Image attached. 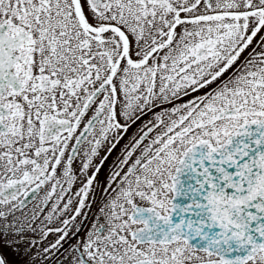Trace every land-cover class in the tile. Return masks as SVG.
Here are the masks:
<instances>
[{
  "label": "snow or ice",
  "instance_id": "6c2138e0",
  "mask_svg": "<svg viewBox=\"0 0 264 264\" xmlns=\"http://www.w3.org/2000/svg\"><path fill=\"white\" fill-rule=\"evenodd\" d=\"M0 264H264V0H0Z\"/></svg>",
  "mask_w": 264,
  "mask_h": 264
},
{
  "label": "flooded vegetation",
  "instance_id": "af4514ba",
  "mask_svg": "<svg viewBox=\"0 0 264 264\" xmlns=\"http://www.w3.org/2000/svg\"><path fill=\"white\" fill-rule=\"evenodd\" d=\"M151 115H152L151 113H147V114H145V116L142 118V120L139 121V122L137 123V125L133 127L132 130H130V132H129L128 135L130 136V135L132 134V131H135V128L138 127L139 124L143 123L144 120L151 119ZM125 140H127V137H125ZM123 142H124V141H122L121 143H123ZM51 226L56 227V226H58V225L53 224V225H51ZM82 234H83V233H81V235H82ZM58 235H59L58 233H52V234L49 235L48 240H49V241H53V240L56 239V237H57ZM64 247H67V244H65Z\"/></svg>",
  "mask_w": 264,
  "mask_h": 264
}]
</instances>
